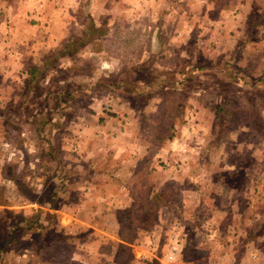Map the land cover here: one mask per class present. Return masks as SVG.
<instances>
[{"label": "rangeland", "instance_id": "rangeland-1", "mask_svg": "<svg viewBox=\"0 0 264 264\" xmlns=\"http://www.w3.org/2000/svg\"><path fill=\"white\" fill-rule=\"evenodd\" d=\"M101 11L77 67L60 60L29 83L19 70L60 44L44 42L0 74V264H264V63L256 54L249 73L228 62L224 78L182 70L158 82L161 53L133 67L145 77L113 78L135 64L137 41H172L176 23L194 20L152 3L110 31ZM241 33L223 41L264 40V27Z\"/></svg>", "mask_w": 264, "mask_h": 264}, {"label": "crops", "instance_id": "crops-1", "mask_svg": "<svg viewBox=\"0 0 264 264\" xmlns=\"http://www.w3.org/2000/svg\"><path fill=\"white\" fill-rule=\"evenodd\" d=\"M152 3H155L156 6L159 5L161 8L165 7L170 12H176V17L180 19L187 13L189 21L190 19L194 21L187 25L188 31L185 28H180L179 24L176 23L177 26H175L172 41H137L139 53L135 64L132 65V61L127 60L125 67L119 74L116 75L115 72L109 73L113 78L122 76L130 79L134 75L145 77L140 74L133 75L131 72L133 67L146 66L154 60L155 55L159 54L160 56L161 53L164 55H162L161 61L159 60L160 62L157 61V65L161 64L167 71L159 75H152L157 76L155 80L158 82L165 76L170 75L171 72L173 74L170 77L175 74L179 77L182 70H186L193 75L196 74V71H201L198 74H202V77L214 74L215 78H222V76L224 78V67H226L228 62L234 63L241 69H239L240 72L248 71L249 73L254 67L249 68L250 64L247 65V63L253 62L252 56L256 57V54H258L259 59L255 61L259 65L264 63V54L262 53L264 51L262 49L264 40H261L262 38L255 37V41H234V36H231L233 40L223 41L228 30H234L238 34L237 38L242 37L241 29L243 30L245 24L254 29L264 27V0H225L224 4L223 2L217 3L215 0H182V2L178 0L175 2H172V0H19L17 3H13V0H0V6L3 7L0 9V74L8 70L16 69L17 71L20 68L17 65L14 66V64L23 63L27 58L35 60L38 49L43 45L42 43L45 42L47 47L50 48L66 38L69 32L77 27V16L80 8L86 10L98 25L101 21L99 20V11L105 9L107 14L106 24L109 30L112 31L116 30L119 20L128 15L131 16L132 12L137 13L146 10L148 4L152 5ZM253 3L259 4L260 7L257 6V10H255L257 15L254 18L250 17ZM230 5H235L236 8H239V12L236 15H231L232 11L227 8ZM213 8L217 12L215 17L210 16V11L214 10ZM180 19L179 22L182 21ZM249 21H252V23ZM127 25L130 30L134 27H130L129 22H127ZM220 31L224 32L221 33ZM186 36L188 38L193 36L194 38L189 41ZM249 36L250 34L248 36L245 35L243 39ZM107 42L109 45L112 43V41ZM153 47L158 48L156 49L157 52L154 51ZM110 51L111 49L107 48L109 59L111 58ZM184 51L188 55L185 58L180 57V54ZM91 53L99 58L98 55L101 51L94 48L91 49ZM76 61L77 58L75 59ZM61 62L62 64L68 63L70 65L73 63L70 57H62ZM196 63L202 65H197ZM4 64L7 65L5 66ZM26 65L27 63L24 64V72L19 70L22 76L23 73H27ZM198 66H200L199 70L196 68ZM190 68L191 71H189ZM143 73L147 75V73ZM251 73L254 76L258 74L255 72ZM147 87L150 88L151 85ZM152 87H155V85H152ZM110 88L112 87L110 86ZM162 88V85L157 86L155 92H161ZM126 89L128 90L126 94H129L132 90L128 84H126ZM197 91L199 90L193 89L192 93L199 94ZM202 91L206 93L208 90L204 87ZM201 106L205 108L204 105ZM132 158L133 160L130 159V162L137 160L138 157L133 155ZM106 165V163H102V168L96 171L99 170L105 173Z\"/></svg>", "mask_w": 264, "mask_h": 264}, {"label": "trees", "instance_id": "trees-1", "mask_svg": "<svg viewBox=\"0 0 264 264\" xmlns=\"http://www.w3.org/2000/svg\"><path fill=\"white\" fill-rule=\"evenodd\" d=\"M215 1L217 3H221L222 0H215ZM79 12H80V17L78 18L77 27L73 28L70 31L68 37L64 38L60 42L58 48L48 51L46 53L45 57L43 58L42 67L37 66L35 64L27 65L26 67L28 74L27 80L29 83L34 81L37 82L38 79L41 77V74H43V71L47 69H55V67L59 66L62 57H70V59L73 61L72 65H74V67H77L78 66L77 64L80 63L76 61L77 64H75V59H76V55L81 51V48H83L86 45H91V46L94 45V43L92 42L95 39H97L98 36H100L101 33L100 29L94 24L93 19L90 17L89 13L84 14L82 8H80ZM27 89H25L23 93H28L26 92ZM2 171L5 172V174H7L9 177H11V179L15 180L17 183H20V180L17 177H14L13 173H10L11 172L10 170L3 168ZM160 196H161V192L160 193L156 192L153 195V198L154 199L159 198ZM162 204H167V203L163 202ZM6 244H7V240H4L2 242L0 249L4 248Z\"/></svg>", "mask_w": 264, "mask_h": 264}]
</instances>
